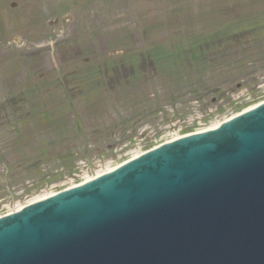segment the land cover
<instances>
[{
    "label": "rangeland",
    "instance_id": "374dc122",
    "mask_svg": "<svg viewBox=\"0 0 264 264\" xmlns=\"http://www.w3.org/2000/svg\"><path fill=\"white\" fill-rule=\"evenodd\" d=\"M263 61L264 0H0V216L263 101Z\"/></svg>",
    "mask_w": 264,
    "mask_h": 264
},
{
    "label": "water",
    "instance_id": "95a60500",
    "mask_svg": "<svg viewBox=\"0 0 264 264\" xmlns=\"http://www.w3.org/2000/svg\"><path fill=\"white\" fill-rule=\"evenodd\" d=\"M19 211L0 264H264V106Z\"/></svg>",
    "mask_w": 264,
    "mask_h": 264
},
{
    "label": "bare ground",
    "instance_id": "6f19581e",
    "mask_svg": "<svg viewBox=\"0 0 264 264\" xmlns=\"http://www.w3.org/2000/svg\"><path fill=\"white\" fill-rule=\"evenodd\" d=\"M217 123H215V124H213L212 126H214V125H216ZM211 126V127H212ZM177 138V137H176ZM139 154H141V153H139ZM134 155L136 156V155H138V152H136V153H134ZM110 168L108 167V168H106L105 170H100L97 174H100V173H102V172H104V171H107V170H109ZM91 177H93V176H91V174H89L88 172L85 174V180H90V178ZM53 193V192H52ZM48 195H50V194H45V195H43V196H40V197H36L35 199H33V201H37V200H40L42 197H45V196H48ZM22 208V206H18V207H15V208H10L9 209V212H8V215L9 214H11V213H13V212H16V211H18V210H20Z\"/></svg>",
    "mask_w": 264,
    "mask_h": 264
}]
</instances>
